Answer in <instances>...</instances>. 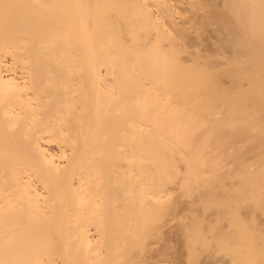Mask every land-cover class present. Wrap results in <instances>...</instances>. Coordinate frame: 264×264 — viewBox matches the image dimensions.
I'll return each instance as SVG.
<instances>
[{
    "label": "bare ground",
    "instance_id": "6f19581e",
    "mask_svg": "<svg viewBox=\"0 0 264 264\" xmlns=\"http://www.w3.org/2000/svg\"><path fill=\"white\" fill-rule=\"evenodd\" d=\"M45 1L0 0V264L132 261L126 248L146 251L141 239L161 222V192L177 180L179 161L189 191L219 190L239 171L241 185L231 189L240 195L222 202H251L264 218V0L205 1L222 10L216 2L218 12L200 11L222 45L203 39L210 50L201 39L202 47L229 53L218 62L180 44L195 27L186 32L175 20L171 0H152L155 8L147 0ZM221 74L236 85L231 92L226 79L223 88L215 83ZM146 253L130 263L151 264Z\"/></svg>",
    "mask_w": 264,
    "mask_h": 264
},
{
    "label": "rangeland",
    "instance_id": "374dc122",
    "mask_svg": "<svg viewBox=\"0 0 264 264\" xmlns=\"http://www.w3.org/2000/svg\"><path fill=\"white\" fill-rule=\"evenodd\" d=\"M17 1H20V0H17ZM51 1V0H50ZM83 1H85V0H81V4L82 5H84L83 3H85V2H83ZM88 1V0H87ZM92 1V0H91ZM145 1V0H144ZM148 2L150 1V3H152L151 5H150V7L151 6H154L155 4V1H159V0H153L154 1V3L152 2V0H147ZM202 1V0H201ZM204 2L206 1V0H203ZM203 1L201 2V4L200 3H198L199 4V7L202 5V7H200V9H199V7H198V4H196L197 6H195L194 5V3L195 2H200V0L198 1H194V0H179V1H176L175 2V0L173 1V0H171V2L169 1V3L171 4H168V1L166 2L168 5H170V6H172V8H173V13L175 14V15H179L178 13H180L181 15H179L178 17L177 16H174L175 17V20L176 21H178L181 25H183V26H185V24H187L185 27H186V32H188V31H191L190 30V28H194L195 27V29H193L192 31L195 33H193L192 31V35H191V32H190V35H189V32H188V34H187V38L188 37H190V38H188V39H186V35H185V39H183L182 41H180V42H182V43H180V44H183V41L185 42V40H186V42H185V44H183V46L185 45L186 46V48L187 47H189V49L187 48V50H189V51H191V49H192V47H193V49L192 50H194V49H198L199 50V48L201 49V47H202V44L203 43H205L204 44V46H207V48L208 49H210V46H208L209 44H208V42H206L207 41V39H208V41H209V43H210V45H212V47H216V45H217V47H220V46H222L221 44H220V46H219V44L218 43H216L217 41H218V39H216V36H215V32H213V30L211 29V28H213V27H211L212 26V22H213V24H214V20L212 21L211 20V18H212V16L210 17L209 15H208V18H207V15H202L201 13H200V11H204V13L207 11L206 9H210L211 11L210 12H212L213 13V11H214V9L216 10L217 8L215 7V5H219L220 3H218L217 1H214V3H212V4H210L209 2H205L207 5H205L206 7L208 6V4L212 7V5L214 6V8H211V7H205L204 6V4L205 3H203ZM208 1V0H207ZM48 3L49 1L48 0H46L45 2H44V4L43 5H45V3ZM106 2H108V0L106 1ZM147 2V3H148ZM162 2V1H161ZM181 2V3H180ZM184 2V3H183ZM187 2V3H186ZM217 2V3H216ZM221 2V1H220ZM50 3V2H49ZM157 3V2H156ZM177 3V4H176ZM180 3V5L178 6V4ZM189 3H190V5H189ZM203 3V4H202ZM216 3V4H215ZM223 2H221V4H222ZM215 4V5H214ZM47 5V4H46ZM48 5H50V4H48ZM175 5H177V6H175ZM192 5V6H191ZM223 5V4H222ZM174 6V7H173ZM184 6V7H183ZM194 6V7H193ZM203 6L205 7V9H203V10H201L202 8H203ZM177 9H176V8ZM179 7L181 8V7H183V8H181V10L179 9ZM190 7V8H189ZM191 7H193L195 10H194V12H193V9L191 8ZM152 8V7H151ZM153 8H155V6L153 7ZM171 8V9H172ZM218 8H219V6H218ZM222 8V7H221ZM185 11H184V10ZM188 9V10H187ZM197 9H198V11H199V13L198 12H195V11H197ZM212 9H213V11H212ZM223 9V8H222ZM184 12H183V11ZM191 10V11H190ZM206 10V11H205ZM218 10H221L220 8L218 9ZM217 11V10H216ZM222 11V10H221ZM220 11V12H221ZM188 12H190L189 14H188ZM218 12V11H217ZM219 12V13H220ZM193 13H195L196 14V16H194V14ZM188 15V16H184V15ZM192 14H193V16H192ZM201 16H200V15ZM206 14H208V11L206 12ZM210 15H212V14H210ZM192 16V17H191ZM205 16V17H204ZM184 17V18H183ZM190 17V18H189ZM196 17V18H195ZM176 18H178V19H180V20H178V19H176ZM189 18V19H188ZM193 18V19H192ZM199 18V19H198ZM202 18V19H201ZM206 18V20L207 21H209V22H206V20H204ZM187 19V20H186ZM182 20H184V21H182ZM194 20H195V22H194ZM200 20V22H201V24L200 23H198V21ZM186 21V22H185ZM191 21H193L194 23H196V25H194V23H190L191 25H189V22H191ZM184 23V24H183ZM197 23L199 24V25H197ZM207 25H211L210 26V28H209V26L207 27ZM215 25V24H214ZM191 26V27H190ZM188 27V28H187ZM196 27H197V30H196ZM187 29H189V30H187ZM211 31H212V33H211ZM214 31H215V29H214ZM196 32H197V34H196ZM186 34V33H185ZM213 34V35H212ZM195 35V36H194ZM201 35H203V36H201ZM213 36H215V38H213ZM194 37V38H193ZM197 38H199V39H197ZM218 38V37H217ZM191 39V40H190ZM192 39H194L195 40V42H196V44H195V42H194V40H192ZM201 39H202V41H201ZM203 39H206V41L205 40H203ZM215 39V41H213L212 43H211V40H214ZM189 40H190V42H191V44H190V42H189ZM203 42L202 44H201V42ZM197 41H199L198 42V44H197ZM216 45H215V44ZM195 44V45H194ZM201 44V45H200ZM207 44V45H206ZM214 44V45H213ZM187 45H189V46H187ZM191 45V46H190ZM194 45V46H193ZM199 45V46H198ZM184 46V47H185ZM201 46V47H200ZM202 47L203 49L204 48H206V47ZM222 48V47H221ZM201 49V51H204V50H207L208 51V49ZM212 49V48H211ZM210 49V50H211ZM217 49V48H216ZM216 49H213L212 51H214V50H216ZM195 50V51H196ZM222 51H223V53H222V51H220V48H218V51H219V53H218V51H214V52H216V53H213V52H209V53H212L213 55H212V57H211V55L209 56V57H211V58H213V57H217L218 58V60L220 59L219 57H221L222 55H223V57H224V55H226V53H228V51H226V48H224V49H221ZM195 51H193V52H195ZM200 51V50H199ZM200 51V52H201ZM226 51V52H225ZM224 52H225V54H224ZM180 53H182V52H180ZM180 53H179V55H180ZM198 53V52H197ZM207 53V52H206ZM218 53V54H217ZM221 53H222V55H221ZM184 54V53H183ZM183 54H181V56L183 55ZM203 54V53H202ZM218 56H217V55ZM206 55H208V54H206ZM219 55H221V56H219ZM227 55H229V53L227 54ZM184 56V55H183ZM205 57V56H204ZM216 57L215 58H213V59H215L216 60ZM225 57H227V56H225ZM201 59H203V58H201ZM208 59V58H207ZM210 60V59H209ZM214 60V61H215ZM218 60H216L217 62H218ZM221 60H222V57H221ZM221 60L219 61V63H221ZM201 61V60H200ZM216 61L214 62V63H216ZM223 61H224V59H223ZM202 62V61H201ZM200 62V64H199V67H201V63ZM203 62H205L204 63V65H207L206 63H208V61L206 60H204L203 59ZM210 62V61H209ZM225 62V61H224ZM218 63V64H219ZM223 63V62H222ZM219 64L218 65V67L221 65H223V64ZM209 64V63H208ZM216 66H217V64H215ZM203 66V65H202ZM209 66V65H208ZM207 66V67H208ZM214 66V65H213ZM225 66V65H224ZM224 66H223V68H224ZM217 68V67H216ZM222 68V69H223ZM219 69H221V67H219ZM218 72L220 71V70H217ZM221 72V71H220ZM222 75V74H221ZM221 75H219V77L217 78V79H220V81L219 80H217L216 79V81L217 82H215V81H213V82H215L216 84H217V86L218 85H220L219 87H221L222 86V88H223V85L225 84V83H227L229 80H228V77H224L223 75L221 76ZM221 77L223 78V79H221ZM226 79V81H223V80H225ZM208 81H210V80H208ZM212 81V80H211ZM210 81V82H211ZM220 82V83H219ZM206 83H208L207 81H206ZM223 83V84H222ZM231 83V81L230 82H228L227 84L228 85H225L224 87H225V90L227 89H229V86H231L232 85V83ZM246 84V83H245ZM212 85H213V83H212ZM235 85V84H234ZM234 85H232V87L234 86ZM226 87H228V88H226ZM232 87H230L231 89H230V91L228 90V92H231V90H232ZM235 87H236V85H235ZM233 90H234V88H233ZM232 92H234V91H232ZM207 124V123H206ZM206 126H209V124L208 125H206ZM204 131H206V130H204ZM207 132V131H206ZM238 144V143H237ZM243 144V143H242ZM237 146V148L239 149V147L241 146V147H243L242 145H240L239 144V146L238 145H236ZM215 149V146H211L210 147V149ZM213 149V150H214ZM217 149V148H216ZM215 149V150H216ZM212 151V150H211ZM224 157V156H223ZM226 158V157H225ZM249 160H251V161H248V162H251L250 164L252 165L253 163H254V160H253V158L252 159H249ZM252 161H253V163H252ZM230 162V161H229ZM247 162V163H248ZM226 163H228V162H226ZM240 163V162H239ZM178 164V167L181 169L180 170V174H179V176H177V180L175 181V180H173V181H171V182H169V186L170 187H167V185H168V183L166 184V187L165 188H168V189H165L166 191H163V192H161V196H163V197H161L162 198V200H161V204H163V205H161V211L162 210H164V212L162 211V213H161V215H160V212H159V214H157V215H160L161 216V222L160 221H158L157 219H156V222L155 223H158V222H160V224L157 226V224H155L153 221V224H151L148 228H153V227H155V228H153L152 230L151 229H149V231H152L151 233H149L147 230V232H148V235L145 237V239H146V241H145V239H141V240H144L143 242L145 243H148V242H150V245L148 244H146L145 243V245H144V248L143 249H145L146 248V251H140L141 249L139 248V247H142V246H136L138 249H139V252H138V249L136 248V247H134L133 249H130V247H132V245H134L133 244V242L130 244V245H128L129 243L127 242V245H128V248H126L127 250H133V251H129V253H128V251L125 249V251L124 252H126L127 251V253L128 254H134V255H132L133 257V259H132V261L133 260H135V259H137V260H135V261H138L139 260V257H138V255L140 254V255H142L143 256V254L145 253V252H150V253H152V255L150 256V257H153L154 259L153 260H151V264H264V228H260V227H263L262 225V223H263V221H264V218H263V214L261 213V212H259L258 213V211L260 210H258L257 211V209H255L254 208V210H253V206H252V203L251 202H248V203H246L248 206H249V203H250V210L251 211H249L248 209H249V207L247 208V205L246 204H242L241 206L242 207H239V209L237 208L238 207V205H237V207L234 205V203L231 205V204H229L231 207V209L233 210L234 208L235 209H238V211L236 210V212H235V209H234V211H230V210H225V208H228L229 207V205L226 207V205L227 204H225L224 205V203H225V201H226V203L229 201V197H230V195L231 196H234L235 194H234V191L232 190L233 189V187L234 188H237L238 186H240L241 185V183H240V176H237V174H235V173H238V175H241V174H239V171L237 172H235V170H234V172H232L231 173V175L232 176H230V177H232V178H230L229 180H228V183H229V181H231V182H233L232 184L230 183V185H228V186H224L225 187V189H228V191L227 190H223L222 188H224V187H222V188H219L220 186H218V189L219 190H221L222 189V192H220V194H218V191L219 190H217V188H215V190H217L216 192H217V194H216V192H214L215 190L214 189H212L213 187H211V189L210 188H205V187H199L198 188V190L196 189L197 187H198V185H194V187H196V188H191L190 189V191L187 189L188 187H184V183L187 181V180H185V165H184V163L183 162H181L180 163V161L177 163ZM233 164H236V163H233ZM228 165V164H227ZM226 165V167H228ZM232 167H231V166ZM249 165V164H248ZM229 167L231 168V170H233V169H235V168H237L236 166H234V165H232V160H231V163H229ZM234 167V168H233ZM182 169H184V171L182 170ZM183 172H184V175H183ZM207 173H209V172H207ZM204 174V173H203ZM182 177H181V176ZM206 175H209V177H210V174H205V175H202V176H204L203 178H206L207 176ZM183 176H184V178H183ZM178 177H179V179H178ZM208 177V178H209ZM235 177V180L233 179ZM237 177H239V178H237ZM181 178L183 179V181L185 180V182H183L182 180H181ZM207 179V178H206ZM210 179V178H209ZM237 180V181H236ZM239 180V181H238ZM180 181V182H179ZM182 181V182H181ZM189 182V181H188ZM238 182H239V184H238ZM171 183H172V185H171ZM174 183V184H173ZM178 183V184H177ZM181 183V184H180ZM192 184H191V187L193 186V184H194V181H192L191 182ZM236 185H235V184ZM175 184H176V187H175ZM179 184H180V187H179ZM187 184V183H186ZM197 184V183H196ZM234 184V185H233ZM231 185H233V186H231ZM173 186V187H172ZM180 188H178V187ZM183 188H182V187ZM185 186H187V185H185ZM188 186H190V184L188 185ZM229 187V188H228ZM232 188V189H231ZM172 190V191H174L175 190V192H172V191H168V190ZM178 189V190H177ZM187 191V192H189V195H188V193L186 194L185 193V191ZM177 190V191H176ZM181 190H183V192L181 191ZM211 190L215 193V195H214V193L212 194V197L210 196V195H208V192H211ZM167 191L168 192H170V195H169V193H167ZM203 191V192H202ZM192 192V193H191ZM204 193V195H200V193ZM205 192H206V194H205ZM224 192H226V193H224ZM233 192V193H232ZM162 193H167V195L165 196L164 194L162 195ZM212 193V192H211ZM210 194V193H209ZM255 194V193H254ZM257 194H259L258 192H257ZM208 195V196H207ZM213 195L214 196H216V198L215 197H213ZM229 195V196H228ZM237 195V194H236ZM238 195H240V194H238ZM237 195V196H238ZM252 195H253V193H252ZM211 198H210V197ZM220 196V197H219ZM223 197V198H222ZM224 197H225V199H224ZM165 198V199H164ZM204 198H207L206 200L204 199ZM232 199L231 200H233L234 199V197H231ZM169 199H170V201H169ZM209 199V200H208ZM216 199H218V200H216ZM223 199V200H222ZM227 199V200H226ZM202 200H204V201H202ZM231 200H230V202H231ZM175 201V202H174ZM177 201V202H176ZM203 203H202V202ZM210 201V202H209ZM215 201V202H214ZM222 201H224V203L222 202ZM167 202V203H166ZM170 202H174L173 204L172 203H170ZM219 202H222L221 204V207H220V205H218V203ZM233 202V201H232ZM170 203V205L172 204V206H167L168 204ZM179 203H180V205H179ZM214 203H215V205H214ZM174 204H178V205H176L177 207H175L174 206ZM211 204V205H210ZM166 205V206H165ZM234 205V206H233ZM181 206V207H180ZM217 206H219L218 208H217ZM222 206L223 207H225V208H222ZM166 207H168V208H166ZM172 207H174V208H172ZM249 211V212H251L250 213V215H249V217H251L252 215L251 214H254V217L252 216L251 218H254V219H256V220H251L250 221V219L251 218H248V217H245L244 216V214L246 215L247 213L249 214V212L247 211V210H245V208ZM172 208V210L170 211L169 209H171ZM176 208V209H175ZM244 208V209H243ZM221 209V210H220ZM222 209H223V211L225 212H223L222 211ZM168 210V211H167ZM173 210H174V212H173ZM176 210V211H175ZM159 211V210H158ZM157 211V212H158ZM222 211V212H221ZM253 211V212H252ZM229 212H231V213H229ZM235 212V213H234ZM225 215V216H221V215H223V214ZM227 213H229L228 215L229 216H227ZM219 214V215H218ZM221 214V215H220ZM230 214H231V217H230ZM233 214V215H232ZM237 214V215H236ZM248 214L246 215V216H248ZM262 216H261V215ZM218 215V217H216ZM239 215H240V217H239ZM245 217V218H243V216ZM154 216H156V215H154ZM228 217V219H227V217ZM233 216H235V217H233ZM238 216V217H237ZM262 218H261V217ZM222 217V218H221ZM229 217L231 218V219H229ZM242 217V223H244V224H242L241 223V221H240V219L239 218H241ZM257 217V218H256ZM158 218H159V216H158ZM200 218V219H199ZM217 218H219V219H217ZM236 218V219H238V222H237V220L234 219ZM247 218V219H246ZM217 219V220H216ZM249 219V220H248ZM258 219V220H257ZM159 220H160V218H159ZM202 220V221H201ZM228 220V221H227ZM231 220H233V221H231ZM244 220V221H243ZM158 221V222H157ZM213 221H215V222H213ZM234 221H236V222H234ZM262 223H261V222ZM152 222H150V223H152ZM248 222V223H247ZM254 222H256V224H254ZM211 223V224H210ZM241 225H247V226H242L243 228L241 229L240 227V224ZM246 223V224H245ZM252 223V224H251ZM154 224H155V226H154ZM232 224V225H231ZM239 224V225H238ZM253 224L255 225V227H253ZM148 225V224H147ZM161 225V226H160ZM236 225H238V227L239 228H237V226ZM250 226V227H249ZM258 226V227H257ZM144 227V226H143ZM147 227H145V228H147ZM154 229H155V231H154ZM157 229H158V231H157ZM235 229V230H234ZM237 229H238V231H237ZM258 229V230H257ZM261 229V230H260ZM143 230V229H142ZM160 230V231H159ZM243 231L242 233L243 234H245L244 236H240V237H238L240 234H239V231ZM246 230V231H245ZM250 230V231H249ZM145 231V232H146ZM263 231V232H262ZM142 233L143 235L144 234H146V233ZM156 232H158V233H160L161 234V237L159 236H154V235H159L158 233H156ZM231 232V233H230ZM236 232V233H235ZM238 232V233H237ZM245 232H249V234L247 235ZM253 232H255V233H253ZM154 233V234H153ZM241 233V232H240ZM241 233V235H243ZM256 233H258V235L256 234ZM152 234V235H151ZM239 234V235H238ZM251 234V235H250ZM149 235H151V236H149ZM237 235V236H236ZM255 235V236H254ZM152 236L153 237H155V239L154 238H152ZM246 236V238H244ZM256 236H258V237H256ZM140 237V236H139ZM139 237H138V239L135 237V239L139 242V241H141V240H139ZM144 237V236H143ZM142 237V238H143ZM149 237H151V239L149 238ZM150 239V240H148V239ZM160 238V239H159ZM169 238V239H168ZM175 239V240H174ZM248 239H251L250 240V242L251 241H253V242H249L248 243ZM148 240V241H147ZM233 240V241H232ZM126 241H128V240H126ZM133 241V240H132ZM151 241H153L154 243H152ZM227 241V242H226ZM260 241V242H259ZM135 242V244H136V241H134ZM142 242V241H141ZM140 242V243H141ZM176 242V243H175ZM247 242V243H246ZM255 242V243H254ZM139 243V244H140ZM144 243H142L141 245H143ZM245 243V244H244ZM261 243V244H260ZM243 244V245H242ZM252 244H254V245H252ZM258 244V245H257ZM170 246V249H171V246H173V248H172V250H168V248H167V252L169 251V253L167 254V253H165L166 251V246ZM241 245V246H240ZM258 247H256V246ZM175 246V247H174ZM250 246V247H249ZM260 247H263V248H260ZM152 248V249H151ZM238 248V249H237ZM242 248V249H241ZM135 249H137V250H135ZM159 249V250H158ZM234 249V250H233ZM241 249V250H240ZM251 249H253V250H251ZM259 249H260V251H259ZM135 250V251H134ZM156 250V251H155ZM177 251V254H180L179 255V257L180 258H178L179 259V262L178 261H176V259L174 258V253ZM179 250V251H178ZM246 250V251H245ZM174 251V252H173ZM159 252L161 253V254H159ZM170 252H172V253H170ZM247 252V253H246ZM248 252H249V254H248ZM257 252V253H256ZM263 253V255L261 254V253ZM146 253V255H149V253L147 254ZM128 254H126V256L128 255ZM155 256H154V255ZM170 254H172V255H170ZM255 254V255H254ZM125 255V254H124ZM258 255V256H257ZM125 256V257H126ZM141 256V257H142ZM248 256V257H247ZM125 257L123 258L124 260H125ZM129 257H131V256H129ZM128 257V258H129ZM135 257H137V258H135ZM172 257V258H171ZM176 257V256H175ZM127 258V259H128ZM219 258H222L223 260H222V262H216L217 261V259H219ZM246 259V260H243V259ZM174 259H175V261H174ZM124 260H123V262H124ZM131 259L129 258V261H130ZM158 260V262H156ZM173 260V261H172ZM216 260V261H215ZM252 260V261H251ZM261 260V261H260ZM132 261H130L131 263H132ZM133 262L134 264L136 263V264H138L137 262ZM214 261L216 262V263H214ZM248 261V262H247ZM251 261V262H250ZM258 261H259V263H258ZM128 262V260H126V262H124L125 264ZM130 262H128V264L130 263ZM155 262V263H154ZM130 263V264H131ZM123 264V263H122Z\"/></svg>",
    "mask_w": 264,
    "mask_h": 264
}]
</instances>
